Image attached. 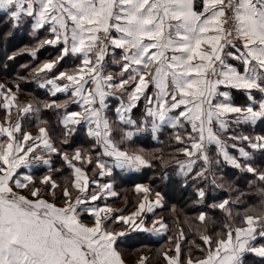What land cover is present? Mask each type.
Masks as SVG:
<instances>
[{
	"label": "snow or ice",
	"instance_id": "6c2138e0",
	"mask_svg": "<svg viewBox=\"0 0 264 264\" xmlns=\"http://www.w3.org/2000/svg\"><path fill=\"white\" fill-rule=\"evenodd\" d=\"M0 20L10 26L5 38L21 26L31 37L5 53L4 69L26 54L30 62L19 67L28 75L17 73V79L36 82L50 97L65 96L42 105L63 109L57 143L46 127L37 136L23 128L20 117L33 111L31 103L15 105L12 120L16 93L0 84V264H125L117 245L129 232L166 235L169 225L155 212L163 204L160 191L153 200L152 188L136 183L144 196L124 214L98 203L116 193L111 182L96 179L151 167V158L133 143L149 130L155 138L165 127L185 159H156L161 165L176 159L177 175L193 189V205H203L185 218L202 241H191L201 255L189 250L183 256L181 231L168 237L175 255L164 251L165 264H244L246 254L264 264V167L251 162L255 153L264 158V129L255 132L264 124V0H0ZM48 49L54 54L41 59ZM109 57L116 73L105 71ZM35 103L39 112L41 101ZM80 126L87 146L76 142ZM240 126L252 132H228ZM114 127L122 130L119 141ZM52 155L60 168H52ZM221 162L256 183L259 204L244 208L242 217L239 210L233 216L235 201L212 194L221 187ZM65 166L74 178H65L57 197L60 185L47 173H62ZM45 169L39 178L33 175ZM215 210L226 216L218 229Z\"/></svg>",
	"mask_w": 264,
	"mask_h": 264
},
{
	"label": "trees",
	"instance_id": "16d2710c",
	"mask_svg": "<svg viewBox=\"0 0 264 264\" xmlns=\"http://www.w3.org/2000/svg\"><path fill=\"white\" fill-rule=\"evenodd\" d=\"M9 31L10 26L6 27L3 20H0V82L8 80L9 82L14 83L15 81L16 83H19V89L22 93L32 97L35 101L37 99L41 101L40 111L38 112L39 117H36V120L33 123L43 122V124L48 127V130L53 137L52 139L58 143L63 131L62 125L59 123L63 109L58 110L53 107L51 110H48L44 109L42 105L43 102L54 98L59 101H63L65 96L58 95L57 97H50L48 96L47 91L38 88V84L36 82L17 79V73L28 75L24 69L19 67L20 64L30 62V57L26 54L19 55L16 57L15 61L8 62L7 70L4 69L2 62L5 59V53H10L13 50L21 48L27 45L31 40V37L28 35V29L23 26H21V29L17 28L13 34L5 38L3 34ZM17 35L18 37H16ZM47 51H41V59L48 56ZM106 72L116 73L117 71L115 69L106 68ZM239 97L243 100L242 96L237 95L236 101ZM32 102L34 101L32 100ZM33 107H37V105H34ZM115 129L114 134H120L119 128L116 127ZM262 129H264V124L257 125L255 132L259 133ZM239 130H242L244 133L252 132V128L250 126H240L238 128L230 127L228 132L231 133L235 131L239 134ZM172 131L173 130L170 128L162 129L155 140L151 138L149 133L142 134L139 138L135 139L133 147L143 149L144 154L151 158L152 166L143 168L138 173H130L127 175H120L117 172V174H115L112 178L113 189L116 195L115 197L105 201V204L107 205L109 203L115 204L122 198L123 194H127L130 198L140 195L139 193H136L134 189V185L136 183L149 185L153 190L151 194H154L157 190L161 192L163 204L156 208L155 212L157 217H163L165 222L169 225L168 233L162 236L161 239H153L145 234L135 233L123 238L121 243L117 245L118 248L124 250V255H129V257L133 259L139 258L140 256L146 257L147 264H165L162 255L164 251H170L171 254L175 255V245L173 242L168 240V237L172 236L177 238L181 231L184 233V239L181 240V251L183 256L187 257L189 250H191V253L194 256L201 255L200 249L195 247V244L191 243V241L194 240L197 244L202 243V241H200L195 229H190L189 225L185 223V218L193 217L195 214L194 209L203 207V205H193L191 200L193 189L190 186L184 187L181 178L177 175L175 170L177 164L176 159H167L166 163L163 165H161L160 161L156 159L157 157L168 158L173 156H176L179 159H185L182 154L174 151L177 143L174 137L170 134ZM226 136H228V134H224L222 139L228 140V137ZM86 140L87 137L84 134L83 128L79 127L76 134V142H85V146H87ZM247 150L252 151L251 149ZM52 161L53 169L60 168L61 161L54 156L52 157ZM251 162L254 166L264 167V158H261L258 153L254 154ZM221 164L222 166L217 172L216 177L221 187L217 188L212 194L215 195L217 199L228 198L231 201H235L231 205L233 209V216L236 217L237 210H239L242 217L244 208L249 205L259 204L261 197L257 191L256 183L254 181L253 184H249V180L253 178L247 172H241L238 169L223 164V162H221ZM43 174H46V171L37 170L33 173L36 178H39ZM52 174L55 178L59 176H61L63 180L68 178L67 182L69 183V179L72 177L71 170L67 169V166H65L62 173L52 171ZM90 174L92 175L91 172H89V175ZM64 184L65 183H60L61 193ZM61 193L59 196H61ZM131 200L133 199H130V201ZM130 201L126 204V207L129 209L133 206V202ZM120 210L127 212L123 209ZM207 211L211 215L214 210L208 209ZM212 219L215 221V227L218 229L225 222L226 216L219 210H215V215ZM196 223H199V221H196ZM208 227L211 229L213 225L209 223ZM170 243L172 244L171 248L169 247ZM255 259L256 258L251 254H246L244 257V264H253Z\"/></svg>",
	"mask_w": 264,
	"mask_h": 264
},
{
	"label": "rangeland",
	"instance_id": "374dc122",
	"mask_svg": "<svg viewBox=\"0 0 264 264\" xmlns=\"http://www.w3.org/2000/svg\"><path fill=\"white\" fill-rule=\"evenodd\" d=\"M19 29H21V27H19ZM16 37H18V35L16 36ZM16 41H17V38H16ZM14 44V43H13ZM54 54V50H52V49H49L48 51H47V55H49V54ZM31 59V58H30ZM0 84H3L4 86H5V91L7 90V89H12V91L13 92H15L16 93V97H15V100L14 101H11V103L14 105L13 107H12V113H11V118H12V120L14 121L17 117H16V112H17V107L15 106V105H28L29 103H31L32 104V106H34V105H36V103H35V100L32 98V97H30V96H28V95H26V94H24V93H22L21 91H20V89L17 91V89H16V85H15V83H12V82H9L8 80H3V81H1L0 82ZM39 88V87H38ZM42 90H44V91H46V89H42ZM58 95H60V94H57V96ZM3 100H4V97L3 96H0V105H2V103H3ZM32 100L34 101V102H32ZM35 103V104H34ZM33 108V111L31 112V114L33 115V119H35L36 118V112L37 111H35V109H36V107H32ZM3 110V108H2V106H0V117H2L3 116V114H4V112L2 111ZM16 117V118H15ZM20 119H21V123H22V117H20ZM23 126V128L26 130V131H29L30 133H32V135L33 136H37V135H39V131H38V129H39V127H46L47 128V130H48V127L46 126V125H44L43 124V122H37V123H30V125L29 126H26L25 127V125H22ZM49 131V130H48ZM50 133V132H49ZM240 133H244L242 130H239V134ZM50 135H51V133H50ZM51 138H53L52 137V135H51ZM49 155H51V154H49ZM54 155H52V157H53ZM55 157V156H54ZM56 172V171H55ZM48 174H50V175H52L53 177H54V175L52 174V172L51 173H48ZM90 176V178L92 177V175L90 174L89 175ZM97 177V176H96ZM55 178V177H54ZM72 178H74V177H71L70 179H69V181L72 179ZM55 180H56V182L57 183H59V185H60V183H66V180H63V178L61 177V176H59V177H57V178H55ZM26 191V190H25ZM61 193V189H59L57 192H56V195H57V197H59V194ZM62 194V193H61ZM73 195L75 196V192H73ZM144 195H138V196H135V197H133V198H130V197H128L127 196V194H123V196H122V198L117 202V203H115V204H108V206H110V207H112V208H114V209H123L124 211H127V212H124V214H127V213H129V212H131V211H133V210H135V207H136V205H137V203H138V201H139V199H141L142 197H143ZM45 198L46 199H49V200H51V194H46L45 195ZM151 198L153 199V200H155L156 199V197H155V195L154 194H151ZM130 199H133V200H131L132 202H133V206H132V208H128V207H126V204H127V202H129L130 201ZM130 201V202H131ZM57 203L58 204H60V203H62V200H58L57 201ZM161 217V216H160ZM85 223H88V220H85ZM178 238V237H177ZM120 251H121V254H122V257H123V260H124V262H125V264H138V262L137 261H140V258L142 257V256H140L139 258H136V259H133V258H131V257H129V255H124V250L123 249H120V248H118ZM145 264H147L146 263V260H145Z\"/></svg>",
	"mask_w": 264,
	"mask_h": 264
},
{
	"label": "crops",
	"instance_id": "0c3cea01",
	"mask_svg": "<svg viewBox=\"0 0 264 264\" xmlns=\"http://www.w3.org/2000/svg\"><path fill=\"white\" fill-rule=\"evenodd\" d=\"M112 60H111V58L109 57L108 58V62H107V66H106V68H109V69H115L116 71H118V69H117V66L115 65V64H113L112 62H111ZM106 71V70H105ZM107 73V72H106ZM47 91V90H46ZM59 94V93H58ZM60 95H63V94H60ZM110 99V101H114V98H109ZM242 101V99H240V97H239V99L237 100V102H241ZM114 102H116V103H118V101H114ZM33 107V106H32ZM143 107H144V105H143V103H141V105H140V108L138 109V110H134V112H135V115L133 116V118L135 119V118H138L139 116H140V113H141V111L143 110ZM3 108V107H2ZM76 108V105H74V104H69L68 105V109L69 110H74ZM3 112L5 111L4 109L2 110ZM11 111H12V109H11ZM12 113V112H11ZM16 117H17V112H16ZM15 117V118H16ZM22 117V125H25V127L26 126H29L30 125V123H33V122H35V120H36V118L35 119H33V115L31 114V112L30 113H27V114H24L23 116H21ZM36 117L38 118L39 117V114H38V112H36ZM25 122V123H24ZM81 128H83V130H84V134H85V128H84V126H80ZM116 127H114V129H113V138L115 139V140H117V141H119V139H120V136L122 135V130H121V128L120 127H117V128H119V132H120V134L118 135H115L114 134V130H116L115 129ZM165 128H168V127H165ZM164 129V128H163ZM162 130V129H161ZM160 130V131H161ZM160 131H158L157 133H156V137H157V135L160 133ZM149 135L151 136V138L152 139H154L155 140V138H153L152 137V134H151V131L149 130ZM142 135V134H141ZM140 135V136H141ZM85 136H86V134H85ZM226 137H228V140L227 139H224L225 141H227L228 143H233V141H231L230 139H229V136H226ZM222 138V137H221ZM245 147H246V144L244 145ZM229 151H233L234 152V150L233 149H229ZM49 155V154H48ZM143 169V168H142ZM35 171H37V170H34L33 171V173L35 172ZM44 171H46V169L44 170ZM117 172L120 174V175H127V174H130V173H138L139 171H137V172H127V173H125V172H119V171H116V172H114L113 173V175L112 176H108V175H106L105 177H99L98 175H97V178L96 179H98L101 183H108V182H111L112 183V178H113V176L115 175V174H117ZM113 185V184H112ZM146 185V184H145ZM93 187H95V185H93ZM114 190V189H113ZM21 191H25V190H21ZM137 193V192H136ZM139 194H141V195H144V194H142V193H139ZM113 197H115V196H102L101 197V199L99 200V204L100 205H104L106 202V200L107 199H111V198H113ZM95 203V202H94ZM158 207H160V206H158ZM158 207H156V208H158ZM135 233H140V232H129L125 237H127V236H130V235H132V234H135ZM141 234H145V233H141ZM145 235H147V236H149V237H151V238H153V239H161V237L162 236H155V235H148V234H145ZM125 237H122L121 238V241L123 240V238H125ZM138 262V264H140V261H137Z\"/></svg>",
	"mask_w": 264,
	"mask_h": 264
}]
</instances>
